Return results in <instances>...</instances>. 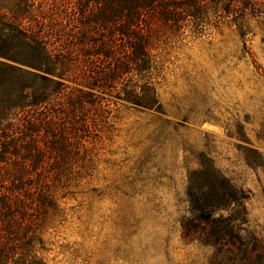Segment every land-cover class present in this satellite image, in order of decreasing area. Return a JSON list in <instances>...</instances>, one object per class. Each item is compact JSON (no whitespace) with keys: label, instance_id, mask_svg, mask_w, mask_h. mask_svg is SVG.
I'll return each instance as SVG.
<instances>
[{"label":"rangeland","instance_id":"obj_1","mask_svg":"<svg viewBox=\"0 0 264 264\" xmlns=\"http://www.w3.org/2000/svg\"><path fill=\"white\" fill-rule=\"evenodd\" d=\"M35 1L48 21L52 1ZM247 28L245 37L225 24L157 41L154 106L142 99L138 75V102L130 81L100 92L107 105L97 130L69 164L62 211L48 221L47 264H210L214 249L182 233L189 179L202 165L244 189L239 225L264 240V23Z\"/></svg>","mask_w":264,"mask_h":264},{"label":"trees","instance_id":"obj_2","mask_svg":"<svg viewBox=\"0 0 264 264\" xmlns=\"http://www.w3.org/2000/svg\"><path fill=\"white\" fill-rule=\"evenodd\" d=\"M50 1L46 22L35 0L0 2V264H47L48 221L62 211L69 164L97 130L107 105L100 92L130 81L127 93L138 102V75L142 99L154 106L157 41L225 24L245 37L250 20L264 23V0ZM188 198L183 238L212 247L210 264H264V240L239 225L243 188L202 165L190 176Z\"/></svg>","mask_w":264,"mask_h":264}]
</instances>
